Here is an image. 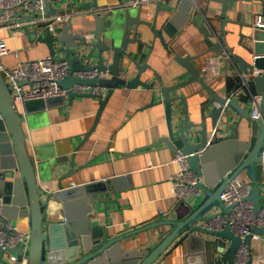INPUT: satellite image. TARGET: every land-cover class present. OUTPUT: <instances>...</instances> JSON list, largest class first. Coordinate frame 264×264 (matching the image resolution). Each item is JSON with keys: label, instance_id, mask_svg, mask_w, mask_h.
Listing matches in <instances>:
<instances>
[{"label": "water", "instance_id": "water-1", "mask_svg": "<svg viewBox=\"0 0 264 264\" xmlns=\"http://www.w3.org/2000/svg\"><path fill=\"white\" fill-rule=\"evenodd\" d=\"M41 1L47 7L46 18L70 14L68 23L60 28L61 32L58 34L50 31L51 19L24 28L29 36H38L37 41L48 46L49 55L53 60L67 63L68 73L59 84L68 90V96L67 98L53 97L46 101L29 102L26 104V113L30 115L35 111L62 106L67 99L69 103H72L76 98H98V113L86 137L96 130L103 109L116 89L126 87L134 90L137 87H143L155 90L156 81L142 80V74L147 70H152L149 64L139 63L129 53V46L136 44L152 49L149 43L141 39L143 32L140 31V27H147L153 39H159L164 46H167L164 33L171 34V31H175L172 23H175L174 20L180 16L189 21L190 13L194 8L192 0H179L176 15L167 20L166 25L159 27L157 18L153 22L141 18L143 6H138L135 13L128 7H122L101 15L97 11L100 6L96 0L88 2L73 0L65 9L58 8L64 0ZM132 1L117 0V3L125 5ZM207 1L217 2L222 6L220 15L222 26L219 37L224 41L225 25L230 21L227 18V12L231 3L238 2V0ZM158 3L157 16L166 7V3ZM93 10L96 11L93 16L94 32L92 34L84 32L69 34L75 26L82 28L86 24L81 14ZM19 15L22 19L32 17H26L24 12H19ZM193 20L195 24H199L196 16ZM40 30L44 34L39 33ZM201 31L211 41L208 27L205 24H202ZM133 32L135 34L132 38ZM251 36L253 45L251 47L245 45V48L252 59L249 61L246 57L234 54L233 56L242 72L249 73L254 70L261 72L248 82L249 90L253 94H259L262 98L260 105L262 116L257 120L251 119L247 104L241 106L238 100L230 99L229 92L222 96L214 90L206 82L201 69L196 66L192 57H177L178 63L186 69L188 75H191L189 80L173 86H164L161 76L154 73L161 85L159 92L162 93L163 98L157 102L154 98L153 104H164L168 133L158 138L152 145L139 148L131 154L139 153L145 148H157L163 144L174 154L182 153L188 156L191 171L200 179L198 188L203 198L195 207L187 204L186 210L176 215V218L163 217L117 236L109 235L99 225L91 226L87 215L83 216V219L74 221L70 218L68 210L72 204L86 202L85 197L92 190L116 185L118 179L94 182L55 192V198L66 203V220L50 221L47 219L46 212L50 201L42 199L43 192L38 184L37 167L27 147L24 123L28 122V118L25 119L16 107L12 96V84L4 79L0 67V212L4 220H16L19 215H24L30 221L28 246L24 248L18 245V247L5 250L0 247V261L7 264L3 258V254L7 252L17 256L18 260L14 264H21L24 257L27 258L28 264H161L185 246L186 255L183 264H235L238 247L242 243L250 246L252 236L254 234L264 236V229L255 227L252 233L242 240L229 227L219 231H209L201 226V222L208 219L213 210L219 209L221 214H228L232 210L231 206L225 207L220 196L229 183L239 175L247 176L252 182L248 199L254 204V212L257 213L264 206L261 164L264 150V31L257 30ZM211 43L214 45V50L220 53L219 46L212 41ZM108 56L112 58L111 65L107 63ZM126 59L135 66L136 72L133 77L128 74L129 69L125 66ZM93 70L98 73L95 77L81 78L78 76L84 71ZM102 71H108L111 77L99 76ZM192 81H197L208 96V102L200 108V118L196 122L190 120L186 97L184 95L172 96L173 91ZM19 84L26 83L19 82ZM73 85L103 87L107 89V92L102 96L91 93H74L70 90ZM177 102H181L179 110L174 108ZM215 103H219L221 107L216 108ZM224 111L225 119L221 120ZM233 114L239 118L236 124H232ZM175 118L179 121L177 124ZM242 120L249 122L246 129L247 138L244 140L241 139L242 132L239 125ZM152 229L159 230L158 241L155 245L146 249L142 248V250H122V244L128 239ZM252 262L253 258H250L248 264Z\"/></svg>", "mask_w": 264, "mask_h": 264}, {"label": "crops", "instance_id": "crops-1", "mask_svg": "<svg viewBox=\"0 0 264 264\" xmlns=\"http://www.w3.org/2000/svg\"><path fill=\"white\" fill-rule=\"evenodd\" d=\"M71 1L73 0H64L58 8H67ZM96 1L100 6L97 11L101 15L108 14L109 7H117L116 9L128 7L134 13L138 10L137 6H132V2L120 5L117 0ZM196 2L200 6L199 11L194 7L189 21L180 16L174 20L175 23H172L175 31H171V34L164 33L167 46H164L159 39H153L147 27H140V31L143 32L141 39L149 43L152 49L136 44L129 46V53L139 63L149 64L152 70L143 73L142 80L156 81L155 90L143 87L134 90L126 87L116 89L103 109L96 130L90 136L86 137V134L95 122L99 109L98 98H76L72 103L67 99L62 106L35 111L27 116L28 122L24 123L27 147L37 167L38 184L43 192L42 199L50 201L46 212L47 219L66 220V203L57 200L54 196L55 192L110 179H118L116 185L94 189L86 195V202L72 204L68 210L70 218L77 221L87 215L91 226L99 225L109 235L117 236L163 217L176 218V215L186 210L187 204L175 202L171 197L170 179L179 170L178 164L173 162L176 153L174 154L163 144L157 148H145L136 154L131 153L152 145L158 138L168 133L164 104H153L154 98L156 102L163 98L162 93L159 92L161 85L154 73L161 76L164 86H173L191 78L186 69L178 63L177 57H192L203 73L208 56L219 55L210 39L203 35L201 26L205 24L208 27L206 20H209L213 28L220 33L222 6L220 3H209L207 0H196ZM164 3L166 7L158 16V1L143 5L141 18L150 22L157 18L159 27L166 25L167 20L176 15L180 3L179 0H166ZM95 12L94 10L83 12L81 18L86 24L82 28L75 26L69 34L80 32L92 34L95 30L93 23ZM263 13L262 0H238L231 3L227 12L230 21L225 25L224 46L226 45L232 54L246 57L249 61L252 59V56L246 52L245 44L249 41L253 43L251 35L257 31L256 17ZM195 16L199 20L198 25L194 23ZM62 17L65 26L70 14ZM17 19L21 22L22 17L18 15ZM60 32L61 29L58 33ZM39 33L44 34L42 30ZM134 34L135 32L132 33V38ZM37 37L29 36L24 28L0 29V39L8 43L11 51L0 58L1 65L13 68L19 61L48 58L50 56L48 46L38 42ZM107 58L108 65H111L112 58L109 56ZM125 66L129 69V76H135V66L130 60H125ZM219 71L221 75L218 79L206 82L224 96L228 92L227 89L234 87V81L231 77H226L223 67ZM107 77H111L109 73ZM173 95L186 97L190 120L198 121L200 108L208 102V96L201 89L200 84L192 81L173 91ZM244 102H240L241 106H244ZM180 106L181 102H177L174 108L179 110ZM175 119L177 124L179 121ZM238 120V116L233 114L232 124H236ZM239 125L242 132L241 139L244 140L247 138L246 129L249 122L242 120ZM202 198V195H194L188 204L195 207ZM9 221L23 233H29L30 221L27 216L19 215L16 220ZM158 233L159 230L156 229L141 232L124 242L122 250H142L155 245L158 241ZM250 248L253 256L252 264H259L257 259L264 258V239L253 240ZM185 255V246H183L161 264H183Z\"/></svg>", "mask_w": 264, "mask_h": 264}, {"label": "built area", "instance_id": "built-area-1", "mask_svg": "<svg viewBox=\"0 0 264 264\" xmlns=\"http://www.w3.org/2000/svg\"><path fill=\"white\" fill-rule=\"evenodd\" d=\"M153 1L165 2L166 0H134L132 6H143ZM194 7L199 11L200 6L196 0H192ZM117 7H109L107 11H114ZM47 7L43 1L34 2L32 0H0V29H14L19 30L26 26H32L38 22H47L51 19L49 25L50 31L53 34H58V31L63 26L64 18L56 16L53 18H46ZM19 12H24L26 17L32 16L29 19H22L21 22L17 19ZM255 29L264 31V16L260 14L256 17ZM206 20V18H205ZM208 30L211 41L216 43L220 48L219 55H210L207 58L204 69V78L206 81L218 79L221 75L220 68L225 70L226 77H231L234 81V87L227 89L230 93V99L245 101L244 105H248L252 120H257L262 116V109L260 107L262 98L259 94H253L249 90V80L261 74V72L254 70L249 73H244L240 70L233 54L224 46V41L219 37V33L213 28L209 20ZM207 26V25H206ZM246 46H252V41L247 42ZM11 53L8 43L4 39H0V58ZM17 55V52H15ZM0 67L4 79L13 88L14 102L24 118L27 119L26 104L32 101L43 100L46 101L53 97L67 98L68 90L62 88L59 84L61 80L66 78L68 73L67 63L53 60L50 56L44 59L30 60L27 62L19 61L13 68H7L1 65ZM98 75L96 70L84 71L79 74L81 78H92ZM108 71H102L99 76L107 77ZM19 82L26 84L20 85ZM74 93H91L94 95H106L105 88L88 85H73L70 89ZM241 104V103H240ZM216 108H220L219 103H215ZM225 119V111L221 116V120ZM173 162L177 163L179 170L171 177L172 181V195L175 202L188 204L189 200L194 195H202L198 188L199 177L191 171L188 162V156L182 153H176ZM262 178L264 184V150L262 153ZM252 189V182L250 178L245 175H239L236 179L229 183L227 188L221 194V199L226 208L232 207L228 214H221L219 209L213 210L211 216L201 222V226L209 231L223 230L229 227L235 235L242 240L252 233L255 227L264 229V206L257 212H254V204L248 199V195ZM264 193V188H263ZM264 236L254 234L252 241H261ZM28 233H23L18 227L14 226L9 220H4L0 212V247L4 250L6 248H15L22 245L24 248L28 246ZM251 245L247 246L242 243L237 250L235 264H248L252 256ZM6 255V256H5ZM3 258L7 264H14L17 262V256L5 252ZM259 264H264V258L257 259ZM0 264H3L0 261ZM21 264H28L27 258H23Z\"/></svg>", "mask_w": 264, "mask_h": 264}]
</instances>
